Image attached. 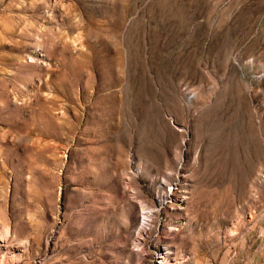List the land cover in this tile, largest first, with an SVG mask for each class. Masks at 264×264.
I'll return each instance as SVG.
<instances>
[{"label": "rangeland", "instance_id": "1", "mask_svg": "<svg viewBox=\"0 0 264 264\" xmlns=\"http://www.w3.org/2000/svg\"><path fill=\"white\" fill-rule=\"evenodd\" d=\"M263 220L264 0H0V264H215Z\"/></svg>", "mask_w": 264, "mask_h": 264}, {"label": "crops", "instance_id": "2", "mask_svg": "<svg viewBox=\"0 0 264 264\" xmlns=\"http://www.w3.org/2000/svg\"><path fill=\"white\" fill-rule=\"evenodd\" d=\"M232 247L233 250H223L216 256L215 264H264V220L256 229L245 233Z\"/></svg>", "mask_w": 264, "mask_h": 264}]
</instances>
